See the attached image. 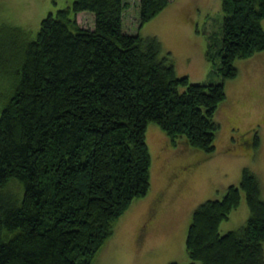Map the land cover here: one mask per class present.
Returning <instances> with one entry per match:
<instances>
[{"label": "trees", "instance_id": "1", "mask_svg": "<svg viewBox=\"0 0 264 264\" xmlns=\"http://www.w3.org/2000/svg\"><path fill=\"white\" fill-rule=\"evenodd\" d=\"M167 0H138L140 25ZM128 0H71L47 11L35 30L0 23V48L13 81L0 103V264H91L113 220L149 184L147 120L170 140L213 147V111L232 60L264 47V0H220L221 80L176 74L153 34L121 27ZM93 13V25L75 19ZM208 39L205 55L211 58ZM19 189L7 191V181ZM245 221L218 231L236 205ZM264 199L242 166L237 183L191 210L186 264H264ZM167 264H180L169 260Z\"/></svg>", "mask_w": 264, "mask_h": 264}, {"label": "rangeland", "instance_id": "2", "mask_svg": "<svg viewBox=\"0 0 264 264\" xmlns=\"http://www.w3.org/2000/svg\"><path fill=\"white\" fill-rule=\"evenodd\" d=\"M71 0H0V23L35 30L47 12ZM121 27L140 35L153 34L170 58L176 74L189 81L221 80L216 48L220 43V0H167L137 25L138 0H128ZM81 25H93V13L74 14ZM264 27V17L262 18ZM208 39L211 58L205 55ZM1 43V42H0ZM0 48V103L13 81L11 61ZM234 75L223 78L224 96L213 111L218 125L213 147L204 150L178 136L170 140L154 120H147L144 138L150 155L146 191L132 197L113 220L110 233L96 248L91 264H186L184 238L194 205L206 197H220L227 183H237L242 166L256 174L264 199V47L236 56ZM5 189H19L14 179ZM248 209L239 190L236 205L218 222V231L241 225ZM264 257V238L261 239Z\"/></svg>", "mask_w": 264, "mask_h": 264}]
</instances>
